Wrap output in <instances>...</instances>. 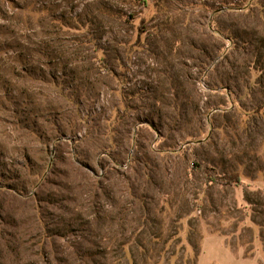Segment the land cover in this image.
Here are the masks:
<instances>
[{"label": "rangeland", "instance_id": "obj_1", "mask_svg": "<svg viewBox=\"0 0 264 264\" xmlns=\"http://www.w3.org/2000/svg\"><path fill=\"white\" fill-rule=\"evenodd\" d=\"M211 234L264 255V0H0V264H198Z\"/></svg>", "mask_w": 264, "mask_h": 264}, {"label": "crops", "instance_id": "obj_2", "mask_svg": "<svg viewBox=\"0 0 264 264\" xmlns=\"http://www.w3.org/2000/svg\"><path fill=\"white\" fill-rule=\"evenodd\" d=\"M263 256L259 259L245 252H234L222 237L211 234L203 241L198 264H264Z\"/></svg>", "mask_w": 264, "mask_h": 264}, {"label": "trees", "instance_id": "obj_3", "mask_svg": "<svg viewBox=\"0 0 264 264\" xmlns=\"http://www.w3.org/2000/svg\"><path fill=\"white\" fill-rule=\"evenodd\" d=\"M201 167H203L207 175H209L207 176L209 183H231L239 182L241 180V175L237 172L222 175L216 172L213 167H210V165L204 164V166L201 165Z\"/></svg>", "mask_w": 264, "mask_h": 264}]
</instances>
